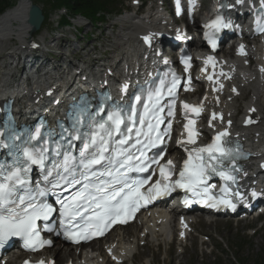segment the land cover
<instances>
[{
	"label": "snow or ice",
	"instance_id": "obj_1",
	"mask_svg": "<svg viewBox=\"0 0 264 264\" xmlns=\"http://www.w3.org/2000/svg\"><path fill=\"white\" fill-rule=\"evenodd\" d=\"M241 2L236 0L237 4ZM191 4L192 0H189V12ZM260 7L264 10V0H261ZM177 14H180L179 0ZM261 15H264V11ZM205 27L218 32L221 28L231 27V22L217 15ZM257 30L264 32L259 19ZM205 36L215 48L212 36L208 33ZM177 38H180L179 35ZM143 39L145 43L150 42L149 36ZM238 52L245 54L243 45ZM189 60V57L181 60L185 71L189 67ZM212 60L211 56L207 57L205 64ZM261 71L264 72V68ZM208 79L212 80L213 77L209 76ZM179 85V78L172 73L168 84L163 78L155 86L148 84L124 103L109 105L111 96L106 94L94 110L80 107L68 114L70 127L58 121L55 128L47 129L41 123L27 134L26 139L15 134L4 140V131L0 129V148L15 149L12 163H0V244L9 236L22 237L26 246L33 249L37 244H49L50 241L40 239L36 223L39 220L48 221L57 211L45 201L44 198L49 195L55 196V203L60 206V227L65 238L77 243L103 235L114 223H126L140 207L175 187L183 188L193 196L206 197L205 202H211V207L224 204L234 208L231 200L212 195V186L207 184L212 174L235 182L234 173L241 171L236 165L241 153L238 148L229 146L227 131L214 136L211 144L188 151L179 178L174 181H171L173 162L168 160L161 163L164 151L149 155L151 150L161 148L169 134L171 122L168 121L163 129L161 125L166 123L165 116L175 115L176 89ZM127 89L128 85L125 84L121 91L126 93ZM181 107L185 116L189 110L200 112V108L183 101ZM217 118L222 119L213 113L211 119ZM246 122L251 123L250 120ZM192 123L189 120L184 124L188 144L196 143L197 133ZM228 123L231 124V121ZM34 166L39 168L41 179L33 185L29 173ZM153 166L158 167L160 179L145 188L151 177H141L139 174L149 172ZM132 173L137 175L132 176ZM221 191L228 193L227 188ZM235 195L239 196V193Z\"/></svg>",
	"mask_w": 264,
	"mask_h": 264
},
{
	"label": "bare ground",
	"instance_id": "obj_2",
	"mask_svg": "<svg viewBox=\"0 0 264 264\" xmlns=\"http://www.w3.org/2000/svg\"><path fill=\"white\" fill-rule=\"evenodd\" d=\"M244 1L251 3L253 0ZM29 17L30 6L25 16L27 32L21 40L31 37L29 33L31 28ZM119 21L121 23H129V25L121 24L122 28L119 29L116 43H114L119 53L112 58L110 66L121 64L127 67V73H133L143 65V61L141 60L142 55L134 36L135 33H150L156 28L159 30L169 29L172 23L166 12L159 7H155L154 11L147 10L141 16H120ZM6 39L5 36L0 35V52L5 50V54L0 53V60H2L0 62V100L7 95H16L18 92H24L26 88H29L34 93L33 98H36L43 90L40 87L43 82L53 81L51 83L53 84L56 77L59 76H56L55 72L48 73L47 69H41V73L36 78L30 76L27 78V84H24L16 77V71L12 67V64H15L16 59L25 54L24 52H28V41H21L17 46L12 48L7 47ZM197 44L198 42L196 41L194 45L196 46ZM222 53L223 58H225L226 55H232V49L227 52L223 50ZM244 53L245 57L243 58H232L229 61L225 58L226 60L219 61V65L216 66L218 79L216 84H214L217 85L216 90L214 92L209 89L205 90L197 98V101L204 96V105L209 109L208 111L221 112L226 117L229 116L230 119H238L239 123L235 122L232 126L234 131L237 130L236 135L241 137V140L248 146L255 147L254 150L257 151L264 149V72L261 71L264 68V61H262L264 42L245 46ZM61 55L67 57V54L62 53ZM254 60H256V63L252 68L245 65L246 61L250 63ZM77 68L78 66H73L72 71H75ZM60 76L63 77L61 81L63 85H67L72 80V76L63 74ZM220 85H223V87L221 88ZM25 99L26 97H23L18 99L17 102H22L23 100L25 102L27 100ZM19 104H15V107ZM246 118H250L252 123L249 127L242 128L240 124ZM221 123L216 122V124ZM202 128L204 131L206 130L204 125H202ZM249 170L251 171V169ZM253 180L255 179L250 180V184ZM166 210V206L153 210L152 213L156 212L158 214L152 218L141 216L139 218L140 226L135 223L131 234L125 232V236L108 241L107 244H110L108 248L113 254L110 260L129 258L140 241L146 244L149 242L155 243L158 240L169 243L172 241V237L176 236V239L180 241L179 245H183V232L178 231L175 219L171 214L166 213ZM171 213L174 215L175 211L172 209ZM167 215H170V218ZM191 217L194 220H196V217H199L209 226L214 221V218L208 215ZM42 254L46 257L59 256L64 259V264L71 257L74 262L70 264H105L106 261H110L105 254L99 252V249L84 251L76 259V254L72 252L69 246L61 247V245L44 250Z\"/></svg>",
	"mask_w": 264,
	"mask_h": 264
},
{
	"label": "rangeland",
	"instance_id": "obj_3",
	"mask_svg": "<svg viewBox=\"0 0 264 264\" xmlns=\"http://www.w3.org/2000/svg\"><path fill=\"white\" fill-rule=\"evenodd\" d=\"M19 1L20 0H13V4L15 2L18 3ZM31 1L32 2H37V4L39 6L43 7L44 9H47L48 10L47 13L50 11L49 10L50 7H46V5L43 2L44 0H31ZM130 2H131V0H126V5H130ZM146 3L148 5V3H150V0H146ZM50 13H52V11ZM119 18H118V21H119ZM78 23L81 24L80 21H78ZM117 23L118 22H117L115 17L108 18L103 23H100V24L94 25V26H91V24L89 23V24H87V26H85V28L87 29L86 31L92 29V30H94L93 34L85 36V33H84L82 35H84L85 40H86V38L87 39L92 38V39L98 40V42L100 44H103V46L105 48L103 50V51H106V54H104V56L105 57H111L113 54L108 53L107 49L113 50L114 54L117 53V49L110 47L111 44H109V42L113 40V36L109 35V33H110V31H112V32L114 31L115 33H117V31H118V27L116 26ZM120 24L129 25V23H126V22H122V23L120 22ZM44 28H45V31L43 29V32L33 34V38L38 40L39 42H41L42 39H43L46 43H48V42L51 41L50 39L53 36L57 37V35H58L57 32L52 31L51 26H49L47 23H46ZM66 29H69V30H72V31L75 30V28L73 26H70L69 28H66ZM0 35H3V36H5L7 38L6 39L7 47H12L13 48V47L17 46L18 43L21 42V41L22 42L23 41H28L27 38H24V39L21 40V39H18L16 37V35L14 34L11 26L9 25L8 19L5 22H0ZM66 38H72V35L66 34ZM116 39H117V37H116ZM74 44L78 45V43H76V42ZM106 45L108 47H105ZM65 51L66 50H64L63 53ZM99 51L101 52L100 47H99ZM70 59L72 61H74L73 57H70ZM1 61L2 60H0V62ZM256 224L258 225V223H256ZM262 224H263V227H261V229H259L256 232L255 235H250V233L252 232V230H250V229L246 230V231H242V230H239V229L238 230H234L232 228H228V227L222 226L223 228L220 229L219 236L222 235V237H224V239L227 242L231 243V244H233V243H235L237 241H241L242 242L241 249L238 250V251L234 250V255L236 257H238L240 259L241 258H243V259L246 258L248 263L251 262L255 258L264 259V221H263ZM208 227L210 228L209 225H208ZM254 227L256 228V226H254ZM201 231L202 232H207V231H204L202 229H201ZM212 233H213V231H212ZM210 237H211V235H210ZM203 239H200V240H203ZM214 242L217 243L216 240H214ZM187 246H188V249L186 251L185 256H183L182 259L177 257L178 248L177 249H173L171 251L170 255L167 257V260H168L167 264H177V262H179V264H203V262L206 263V264H231V262L228 259H226V257H224L222 259H218V257H216L214 255V253H208V251H209L208 248H206L204 250V249H201L198 246L195 247L190 242L187 243ZM166 247L167 246H163L164 249ZM161 251H162V249H161ZM161 251H160V254H161ZM160 254H159V258H160ZM59 261L61 263L63 261V259H61ZM158 261H159V259H158Z\"/></svg>",
	"mask_w": 264,
	"mask_h": 264
},
{
	"label": "trees",
	"instance_id": "obj_4",
	"mask_svg": "<svg viewBox=\"0 0 264 264\" xmlns=\"http://www.w3.org/2000/svg\"><path fill=\"white\" fill-rule=\"evenodd\" d=\"M47 4L50 7L65 5L70 11L95 20L98 12L114 9L117 0H51V2L47 1ZM29 5L30 0H20L12 6L10 0H0V22H5L8 19L9 25L18 39L23 38L27 32L25 16ZM247 263V259L244 258L242 264ZM249 263L264 264V259L255 258Z\"/></svg>",
	"mask_w": 264,
	"mask_h": 264
},
{
	"label": "water",
	"instance_id": "obj_5",
	"mask_svg": "<svg viewBox=\"0 0 264 264\" xmlns=\"http://www.w3.org/2000/svg\"><path fill=\"white\" fill-rule=\"evenodd\" d=\"M29 19L31 22V31L37 30L40 26L42 19H43V15H42L40 8L35 4L30 5V17H29Z\"/></svg>",
	"mask_w": 264,
	"mask_h": 264
}]
</instances>
